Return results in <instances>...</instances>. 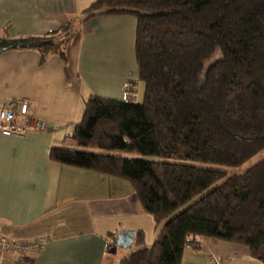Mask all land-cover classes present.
<instances>
[{"label": "trees", "instance_id": "1", "mask_svg": "<svg viewBox=\"0 0 264 264\" xmlns=\"http://www.w3.org/2000/svg\"><path fill=\"white\" fill-rule=\"evenodd\" d=\"M105 15L136 20L142 99L83 96L68 137L103 152L53 146L49 157L129 181L152 215L153 244L136 231L115 264H180L199 236L243 245L264 264V159L228 177L194 164L237 167L264 150V0H94L81 22ZM78 31L66 23L17 47L66 62Z\"/></svg>", "mask_w": 264, "mask_h": 264}, {"label": "crops", "instance_id": "2", "mask_svg": "<svg viewBox=\"0 0 264 264\" xmlns=\"http://www.w3.org/2000/svg\"><path fill=\"white\" fill-rule=\"evenodd\" d=\"M93 1L0 0V40L40 37L72 22L79 27L66 62L57 53L41 57L35 47L0 51V107L27 99L32 116L45 121L42 131L24 135L0 130V237L46 238L33 254L0 250V264H15L22 256H31L32 264H114L110 256L116 250H109L120 231H142L147 247L157 236L152 215L129 181L49 157L53 146L103 152L77 147L68 137L82 117L83 96L142 99L136 20L105 15L82 23L81 11ZM195 240L185 247L180 264H207L212 251L230 255V264H261L243 245L202 236ZM132 249L122 248L125 255Z\"/></svg>", "mask_w": 264, "mask_h": 264}, {"label": "built area", "instance_id": "3", "mask_svg": "<svg viewBox=\"0 0 264 264\" xmlns=\"http://www.w3.org/2000/svg\"><path fill=\"white\" fill-rule=\"evenodd\" d=\"M45 121L33 117L30 112V103L27 99L8 101L0 107V130L6 135H24L28 131H42ZM46 238L28 242L10 240L0 237V250H14L25 254H33L44 247ZM231 256L219 252H210L207 255V264H230Z\"/></svg>", "mask_w": 264, "mask_h": 264}, {"label": "rangeland", "instance_id": "4", "mask_svg": "<svg viewBox=\"0 0 264 264\" xmlns=\"http://www.w3.org/2000/svg\"><path fill=\"white\" fill-rule=\"evenodd\" d=\"M138 92L139 91H137V93ZM132 100L135 101V102L139 101L138 98H132ZM263 159H264V150H263V152L255 155L254 157H252L251 159H249L248 161H246L245 163H243L242 165L237 166V167L221 166V165L202 163V162H194V164H196L197 166H201V167L217 168V169L224 170L226 172L227 177H228V176H231V175L244 173L245 171L250 169L253 165H255L256 163H258L259 161H261ZM180 214H181V211H177L175 213L177 218L180 217ZM123 251L124 250H122V248H117L116 249V253H113L110 256L112 258V260H113L112 263L115 264V263H119L121 261V259L125 255V253Z\"/></svg>", "mask_w": 264, "mask_h": 264}, {"label": "water", "instance_id": "5", "mask_svg": "<svg viewBox=\"0 0 264 264\" xmlns=\"http://www.w3.org/2000/svg\"><path fill=\"white\" fill-rule=\"evenodd\" d=\"M33 41V39H21V40H0V50L1 49H6L8 47H15V46H20V45H28ZM135 235L134 230H122L118 233L117 238H116V245L110 248L109 251L115 252L116 247L119 248H125V247H130L132 244L133 236Z\"/></svg>", "mask_w": 264, "mask_h": 264}]
</instances>
